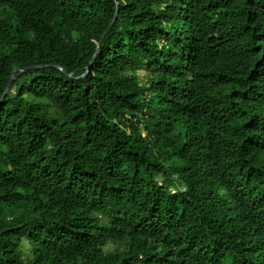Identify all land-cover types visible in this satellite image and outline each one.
Returning <instances> with one entry per match:
<instances>
[{
    "label": "trees",
    "instance_id": "trees-1",
    "mask_svg": "<svg viewBox=\"0 0 264 264\" xmlns=\"http://www.w3.org/2000/svg\"><path fill=\"white\" fill-rule=\"evenodd\" d=\"M12 76L0 264H264V0H0Z\"/></svg>",
    "mask_w": 264,
    "mask_h": 264
},
{
    "label": "water",
    "instance_id": "water-1",
    "mask_svg": "<svg viewBox=\"0 0 264 264\" xmlns=\"http://www.w3.org/2000/svg\"><path fill=\"white\" fill-rule=\"evenodd\" d=\"M117 13H118V9L116 8V12H115L114 18H113V20L111 21L110 25L108 26L107 31L103 34V36H102V38H101V40H100V43L103 41V39L105 38L107 32H108V31L111 29V27L113 26V24H114V22H115V20H116V17H117ZM95 58H96V56H93V58H92V60H91V62H90V64H89L88 68H89V67L91 66V64L94 62ZM41 67H42V66H32V67H28V68H26V69H24V70H18L17 72H15V74H20V73H23V72L26 71V70L36 69V68H41ZM48 67H54V68H57V69H58L61 73H63L65 76L71 78V75L66 74V73L62 70V68H60V67H58V66L52 65V66H48ZM14 80H15V77L12 76V77L10 78V81H9V83H8V86H7V88H6V90H5L4 94H3V96H2L1 99H0V104H1V102L5 99L6 95L8 94V92H9V90H10V88H11V85H12V83H13Z\"/></svg>",
    "mask_w": 264,
    "mask_h": 264
},
{
    "label": "bare ground",
    "instance_id": "bare-ground-1",
    "mask_svg": "<svg viewBox=\"0 0 264 264\" xmlns=\"http://www.w3.org/2000/svg\"><path fill=\"white\" fill-rule=\"evenodd\" d=\"M172 191V190H171Z\"/></svg>",
    "mask_w": 264,
    "mask_h": 264
}]
</instances>
